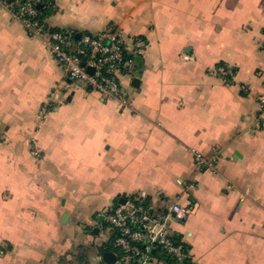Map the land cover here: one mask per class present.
Segmentation results:
<instances>
[{
	"label": "crops",
	"instance_id": "0c3cea01",
	"mask_svg": "<svg viewBox=\"0 0 264 264\" xmlns=\"http://www.w3.org/2000/svg\"><path fill=\"white\" fill-rule=\"evenodd\" d=\"M36 1L49 29L148 47L121 111L0 4V264H104L105 215L140 193L154 214L187 210L169 224L189 264H264V0Z\"/></svg>",
	"mask_w": 264,
	"mask_h": 264
},
{
	"label": "built area",
	"instance_id": "2783aa9c",
	"mask_svg": "<svg viewBox=\"0 0 264 264\" xmlns=\"http://www.w3.org/2000/svg\"><path fill=\"white\" fill-rule=\"evenodd\" d=\"M21 22L32 37H41L48 50L72 83H80L113 101L121 111L133 109L124 93L122 79L133 77L135 60L144 54L147 41L141 37L126 38L115 26L99 34L84 33L77 39L71 30H52L41 19L36 0H0ZM92 70V72H90ZM214 74L227 86L233 84L235 71L226 65L215 68ZM264 121V100L261 101ZM197 163L206 168L213 164L196 153ZM145 194L130 197L105 215L115 232L113 252L115 264H151L152 254L162 253L174 263L189 264L186 246L170 234L169 219L184 221L187 210L179 203L168 208L167 214H154L141 203ZM106 264V263H104Z\"/></svg>",
	"mask_w": 264,
	"mask_h": 264
},
{
	"label": "water",
	"instance_id": "95a60500",
	"mask_svg": "<svg viewBox=\"0 0 264 264\" xmlns=\"http://www.w3.org/2000/svg\"><path fill=\"white\" fill-rule=\"evenodd\" d=\"M79 38H80V34L77 35V39ZM90 72H92V70H90ZM139 82H140L139 79L137 78L134 79V86L137 87ZM122 203H125V200H122ZM65 218H67V215L65 216ZM152 254L156 255V251L153 250ZM99 256L102 259V261L105 262L106 264H115L117 262L116 254L108 249L103 252H100Z\"/></svg>",
	"mask_w": 264,
	"mask_h": 264
},
{
	"label": "trees",
	"instance_id": "16d2710c",
	"mask_svg": "<svg viewBox=\"0 0 264 264\" xmlns=\"http://www.w3.org/2000/svg\"><path fill=\"white\" fill-rule=\"evenodd\" d=\"M40 10V9H39ZM40 12H41V19L43 18V16H44V14H46L47 13V11H42V10H40ZM48 14V13H47ZM142 204V203H141ZM143 205V204H142ZM176 240H178V239H176ZM158 254H161V256L165 259V261L167 262V263H169V264H175L174 263V261H172V259L171 258H169V257H167L166 255H164V254H162V253H158Z\"/></svg>",
	"mask_w": 264,
	"mask_h": 264
},
{
	"label": "rangeland",
	"instance_id": "374dc122",
	"mask_svg": "<svg viewBox=\"0 0 264 264\" xmlns=\"http://www.w3.org/2000/svg\"><path fill=\"white\" fill-rule=\"evenodd\" d=\"M84 257L83 255L80 257V260ZM98 257L96 255H91L90 260L92 263H97L98 262Z\"/></svg>",
	"mask_w": 264,
	"mask_h": 264
}]
</instances>
